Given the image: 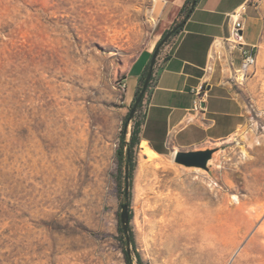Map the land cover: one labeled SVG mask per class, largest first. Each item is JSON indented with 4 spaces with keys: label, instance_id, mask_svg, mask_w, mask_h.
<instances>
[{
    "label": "rangeland",
    "instance_id": "obj_1",
    "mask_svg": "<svg viewBox=\"0 0 264 264\" xmlns=\"http://www.w3.org/2000/svg\"><path fill=\"white\" fill-rule=\"evenodd\" d=\"M172 1L0 0V264H125L124 202L145 264H264V0L256 65L232 77L245 122L205 168L140 142L125 196V75Z\"/></svg>",
    "mask_w": 264,
    "mask_h": 264
},
{
    "label": "crops",
    "instance_id": "obj_2",
    "mask_svg": "<svg viewBox=\"0 0 264 264\" xmlns=\"http://www.w3.org/2000/svg\"><path fill=\"white\" fill-rule=\"evenodd\" d=\"M251 1L197 0L182 28L160 47L143 100L140 132L141 141L159 155L169 150L212 149L245 122L246 103L232 80L239 66L234 65L233 51L238 46L231 42V29L234 12L243 8L242 39L247 44L259 43L263 28ZM183 2L173 0L166 6L162 32L175 20ZM252 25L258 28L257 40L244 36ZM216 41L221 49L213 52ZM153 44L140 50L127 67L125 80L130 94L149 64ZM200 85L205 91L203 107L193 110L194 89Z\"/></svg>",
    "mask_w": 264,
    "mask_h": 264
},
{
    "label": "trees",
    "instance_id": "obj_3",
    "mask_svg": "<svg viewBox=\"0 0 264 264\" xmlns=\"http://www.w3.org/2000/svg\"><path fill=\"white\" fill-rule=\"evenodd\" d=\"M192 2H194V5H195L197 0H184L182 6L178 10L177 17L172 22V24L161 33V36H160L159 40L157 41L156 45L162 40V38L167 33H170V35L165 41H167L171 36L176 34L182 28V26H178V24L184 18V16L189 12V10L192 11V9H193ZM147 68H148V66H147ZM147 68L144 70V72L141 74V76L139 78V83H138V86L134 92V96L132 99L131 106L133 105L135 98L137 97V94L141 90L144 78L146 76ZM152 79H153V72H152V75L149 79L147 87L145 89V93H144L142 99L138 102L136 109H135V112H134L133 116L131 117V119L133 120V123H132V127L130 129V132H129V137L126 138V134H127L126 127H127L128 122H129L127 120L129 112L125 115L124 130H122L120 135H119V144H118V147L116 150L118 174L119 175L122 174V176L124 177L125 172H126L127 177H128V186L130 185V179L133 176V172H134L135 165H136L135 158L137 155V148H138L139 143L141 142L140 132H141V124L143 122L144 112L141 113L140 115H138V117H137V112H138L139 108L142 106L145 94L147 93L148 87H149ZM118 183H119V181H118ZM125 196L127 197L128 193H126ZM130 219H131V213H129V220ZM118 230L120 233L119 239H120V243H121V252L123 254L124 263L125 264H145L142 260L140 253L136 250L135 237H134L133 231L131 230L130 225L128 224L127 234L123 233V230L121 228V224L119 225ZM126 236H128V242L126 240ZM128 246H130L129 252L127 251Z\"/></svg>",
    "mask_w": 264,
    "mask_h": 264
},
{
    "label": "water",
    "instance_id": "obj_4",
    "mask_svg": "<svg viewBox=\"0 0 264 264\" xmlns=\"http://www.w3.org/2000/svg\"><path fill=\"white\" fill-rule=\"evenodd\" d=\"M194 6V2H192V7ZM190 11L184 16V18L179 22L178 26H182L186 19L188 18ZM170 33H167L162 40L155 46L151 58L149 60L146 76L144 78L141 90L137 94V97L135 98V101L133 105L131 106L129 110V115H128V121L131 120V117L133 116L136 106L138 102L142 99L145 89L147 87V84L149 82V79L152 75L153 72V66L156 60V56L158 54V51L160 49V46L164 43V41L169 37ZM213 149H205V150H197V151H176L174 155V159L176 162L184 164L186 166H197V167H202L205 168L207 166L208 160L212 156ZM125 194L127 193L128 190V177L125 172ZM120 223H121V228L123 230L124 234H127L128 232V224H129V209H128V203L124 202L121 204V212H120ZM126 240L128 242V236H126ZM127 251H130V246L127 247Z\"/></svg>",
    "mask_w": 264,
    "mask_h": 264
},
{
    "label": "built area",
    "instance_id": "obj_5",
    "mask_svg": "<svg viewBox=\"0 0 264 264\" xmlns=\"http://www.w3.org/2000/svg\"><path fill=\"white\" fill-rule=\"evenodd\" d=\"M243 12V8L234 12L233 16L235 17L232 18L231 42L233 43V46H238L241 52V62L239 67L234 69V74L242 72L245 77L246 73L256 65L261 44H247L243 41L241 33L244 27ZM120 85L125 87V82H120ZM194 93L196 94V98L192 109L200 110L203 107V98L205 96L204 87L200 85L197 89H194Z\"/></svg>",
    "mask_w": 264,
    "mask_h": 264
},
{
    "label": "bare ground",
    "instance_id": "obj_6",
    "mask_svg": "<svg viewBox=\"0 0 264 264\" xmlns=\"http://www.w3.org/2000/svg\"><path fill=\"white\" fill-rule=\"evenodd\" d=\"M242 36H243V35H242ZM156 38H157V37H156ZM153 45H154V44H153ZM151 48H152V47H151ZM220 49H221V43H220L219 41H216L215 44H214V46H213V52H218ZM133 75H135V74H133ZM235 75H236V78H237V79H241V80L244 79V75H243L242 72H237V73H235ZM140 146L142 147V151L144 152V154L147 155L148 159L153 160V159H156V158L159 156V154H158L156 151H154V150H153V149L147 144L146 141H141ZM174 155H175V151L172 152V158H174ZM160 157H161V156H160ZM209 160H210V159H209ZM209 160H208V161H209ZM209 164H210V163H209Z\"/></svg>",
    "mask_w": 264,
    "mask_h": 264
}]
</instances>
